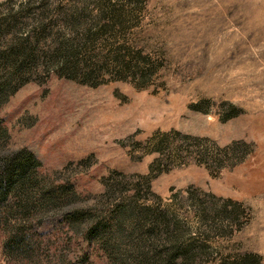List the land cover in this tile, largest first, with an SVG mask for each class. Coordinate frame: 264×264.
I'll list each match as a JSON object with an SVG mask.
<instances>
[{"label":"rangeland","instance_id":"obj_1","mask_svg":"<svg viewBox=\"0 0 264 264\" xmlns=\"http://www.w3.org/2000/svg\"><path fill=\"white\" fill-rule=\"evenodd\" d=\"M0 91V157L27 147L74 188L31 206L15 257L1 221L0 264H264V0H0ZM126 196L168 227L135 210L102 245L60 220Z\"/></svg>","mask_w":264,"mask_h":264},{"label":"trees","instance_id":"obj_2","mask_svg":"<svg viewBox=\"0 0 264 264\" xmlns=\"http://www.w3.org/2000/svg\"><path fill=\"white\" fill-rule=\"evenodd\" d=\"M37 43L38 38L30 40L27 44H18L10 52L13 59V62L10 63L19 67L24 62L38 57L39 54L36 53ZM0 128L2 131V126ZM0 158V223L1 221L7 223L8 218L12 219L7 229L8 233L3 239L2 250L9 253L11 257H15L19 254L18 252L35 247L34 245H37L40 240H36L35 235L37 233L30 231V224L27 223L31 220L30 218L41 220L44 211L33 214L30 211L31 206L39 205L38 207L41 209L43 203H49L53 209L58 208L72 197L74 188L66 180L54 182L55 180L46 175L40 168V161L27 147L23 146L6 152ZM126 197L119 198L107 206V209L102 213H89L82 226L80 223L84 218L83 215L86 214H83V210L78 207L62 210L60 220L67 227L78 232L87 243L94 242L102 245L111 238H115V232H118L119 235L123 233V225L127 221L126 214L135 212V210L145 217H149L147 221L151 222L150 230L155 227L158 228L160 225L165 226V228L168 227L169 220L165 213L154 214L151 205L137 204L135 197ZM128 222V225L133 223L132 220ZM172 246L176 248V245L173 244ZM179 249H181L180 246ZM189 249V247H185L181 249V252L184 253ZM174 255V253L167 255L164 258L165 262L173 263ZM84 256L85 253L80 259ZM186 258L187 256H185ZM31 260H34L33 256ZM34 261L30 264H34Z\"/></svg>","mask_w":264,"mask_h":264}]
</instances>
